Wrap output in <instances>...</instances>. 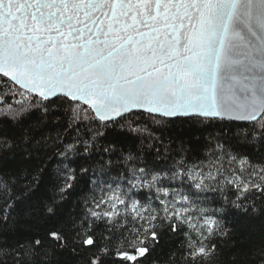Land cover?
I'll return each instance as SVG.
<instances>
[{
  "label": "snow or ice",
  "instance_id": "6c2138e0",
  "mask_svg": "<svg viewBox=\"0 0 264 264\" xmlns=\"http://www.w3.org/2000/svg\"><path fill=\"white\" fill-rule=\"evenodd\" d=\"M0 264H264V0H0Z\"/></svg>",
  "mask_w": 264,
  "mask_h": 264
},
{
  "label": "trees",
  "instance_id": "16d2710c",
  "mask_svg": "<svg viewBox=\"0 0 264 264\" xmlns=\"http://www.w3.org/2000/svg\"><path fill=\"white\" fill-rule=\"evenodd\" d=\"M243 223H247V221H244Z\"/></svg>",
  "mask_w": 264,
  "mask_h": 264
}]
</instances>
